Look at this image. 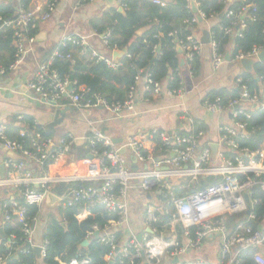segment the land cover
Masks as SVG:
<instances>
[{
  "label": "built area",
  "instance_id": "obj_1",
  "mask_svg": "<svg viewBox=\"0 0 264 264\" xmlns=\"http://www.w3.org/2000/svg\"><path fill=\"white\" fill-rule=\"evenodd\" d=\"M61 0H50L42 12L28 10L21 0L18 5L17 16L14 20L0 17V31L4 28L15 30L14 59L7 67L0 66V79L14 70L21 62L27 49L35 38L25 33L35 28L39 22L49 21ZM85 1V0H84ZM154 4L166 7L163 0H154ZM82 4L79 3L78 6ZM189 9L194 7L196 15L185 24L191 33L183 39H178L176 33L169 34L176 47H180L185 59L192 65L202 51V43L192 32L194 25L200 21L207 22V16L199 10L200 0H188ZM248 7L243 9L245 13ZM241 14V13H240ZM232 15L230 12L228 16ZM238 15H236L237 17ZM242 30L246 24L242 23ZM232 29L227 30L231 34ZM242 34H240V37ZM110 33L105 37L108 46ZM210 45L213 49V68L218 69L224 62L225 56L219 52L217 43L210 35ZM78 46L87 52L88 46L79 36L64 37L53 53L50 61L38 64L34 78L28 83L29 91L34 92L41 100L61 105L69 100L73 108L91 110L98 107L108 110L113 117L120 119L125 112H134L139 87L146 93L162 94L160 82L154 81L149 74L140 71L130 86L128 97L123 103H109L103 96L89 93L84 87L74 88L68 77H61L52 67L55 60L74 62L73 53L67 49L68 45ZM115 49V48H114ZM262 52L261 48H254L248 54L237 56L238 61L254 59ZM92 58L97 62L104 61L110 68L116 69L118 64L109 59H102L96 54ZM145 74V77L142 75ZM240 99H233L229 103L231 125L220 128L224 150L213 158L209 147L201 148L203 132L167 133L152 131L139 133L128 138L127 149L135 158L151 164L145 171L131 170L125 162L124 156L114 147L113 140L93 127V131L86 139L88 157L82 159L84 174L76 176L51 175L48 168L74 154L75 139L68 135V139L43 137V132L27 129L19 133V138L28 141L10 139L5 127L0 125V140L18 158L6 159L4 166L7 177L0 179L1 187H13L15 198L3 203V221L6 224L13 215L21 218V235H11L4 241L0 235V246L13 249L17 254H29L40 248V257L47 255L48 241L38 246L34 243L33 233L38 217H30L27 207L41 209L50 194H54L53 185L60 183H79L80 186L71 189L66 195L58 196L63 209L74 205L84 204L85 209L92 211L102 208L113 217L103 231L97 226L87 233L86 239H92L96 232L100 243L109 248L106 255L107 262H113L118 256L119 264H245V253L254 251L256 264H264V221L257 222L254 213L256 204L252 191L259 187L264 191V146L261 150L250 152L241 149L238 138H246L247 121L251 120L253 107L259 104V96L251 95L247 85L239 80ZM142 85L140 86V84ZM71 87V90L69 89ZM178 97L184 95L183 90H174ZM204 108L210 113H220L227 110L220 99L203 101ZM264 109V102L261 103ZM243 117L244 120L241 119ZM101 145V149L98 148ZM229 151L236 152V156H227ZM92 156V158H89ZM201 177L219 178L216 184L206 186L186 195L177 194L179 181L187 179L196 183ZM138 182V187L145 192L157 191L163 211L170 220L167 224L160 218L159 209L149 206L146 211L147 231L143 232L139 241L131 229L129 216V198L132 182ZM85 183H91L85 186ZM19 199V200H18ZM21 201L24 203L21 205ZM229 216H243L234 225L229 224ZM125 227L130 234L126 244H119V237L114 228ZM110 231V232H109ZM151 231V232H149ZM103 232V234H102ZM101 234V235H100ZM218 245L217 261L196 258L195 254L202 251L205 244ZM7 258L0 255V264ZM65 264H92L88 257L74 258Z\"/></svg>",
  "mask_w": 264,
  "mask_h": 264
},
{
  "label": "crops",
  "instance_id": "obj_2",
  "mask_svg": "<svg viewBox=\"0 0 264 264\" xmlns=\"http://www.w3.org/2000/svg\"><path fill=\"white\" fill-rule=\"evenodd\" d=\"M13 1L16 2V0H0V7ZM49 1L50 0H32L29 10L42 12L46 9V5ZM79 3L82 5L78 6ZM120 3L121 0H118L116 4L112 6L107 0L59 1L52 18L47 22L38 23V33L35 36V41L28 47L21 62L14 70H11L5 77L0 79V125L5 127L6 134L10 139L17 140L19 138V133L27 129L31 123L43 129L44 133L48 135L47 127L57 119L59 113L62 112L65 114L63 116L64 121L58 125L54 133L48 135V137H52L55 141H59L62 137L71 135L75 139V153L65 157L59 163L51 165L48 168V172L51 175L66 177L84 174V167L81 165V161L84 159L82 158L83 151L80 150V147L87 145L86 139L93 131L90 125L91 122H93V127L95 129L101 131L105 136L113 140L114 147L119 151L124 148L127 149L128 138L139 133L161 131L167 133L179 132L183 134L188 131L193 133L201 131L204 133L201 148L209 147L212 155L213 152L217 154L222 152L224 147L220 128L231 125L232 123L231 112L228 110L229 106L225 107L227 110L224 112L210 113L204 108L203 101L209 100L207 96L214 91L225 90L227 92H232L233 90H238L240 93L238 81L241 80L244 74L253 73L257 63H263L258 60L259 56L254 58V60H252L254 62L252 66L253 70L249 72L246 65L237 60L238 55L234 58L232 57L233 44H231L227 48L226 55L223 54L225 56V62L215 70L213 68L214 51L212 46L210 43L207 45L202 43L204 32L208 31L210 37V29L218 23L217 20L211 19L207 22L200 21V26L192 30L203 45L201 54L193 64L189 65L183 51L182 53L178 52L180 54V67L176 69V72L180 79V86L176 90L180 89L185 92L182 97L175 95L173 93L174 90L168 89L165 83H161L163 91L160 95L146 93L142 90V87H139L135 111L133 113L125 112L124 117L117 119L113 117L108 110L102 107L91 110H79L73 108L69 100H67L68 103H61L59 106H54L51 103L41 100L34 92L29 91L28 83L34 78L38 64L52 59L55 49L64 37L79 36L85 40L88 46L87 52L83 53L80 47L70 45L71 48L68 50L73 53L75 60L91 66L94 63H98L92 58V54L94 53L102 59H109L113 63L118 64L120 60H115L114 53L125 49H111L105 43V37L107 34L111 33V31L106 29L104 34H99L95 27L98 29L107 27L108 24L104 20L101 21L102 17L106 13H111L113 8L120 12L119 10L122 8ZM193 9L194 7H192V10ZM17 10L18 8L16 9L15 17L17 16ZM120 13L124 14V11ZM194 13L196 14V12ZM230 13L232 14L230 16H233V13ZM228 14L229 12H227V16ZM240 15H242V13H239L237 17ZM236 25L237 23H234L233 27L228 28L232 29L230 35L227 34L228 29L225 30V34L231 37H240L242 33L241 31H235ZM241 25L240 29L242 30ZM149 30L150 26L140 28L137 31V35L143 36ZM14 45L15 42H13V47ZM9 56L10 53L8 52H0V66L9 59ZM141 85L142 83L140 86ZM254 94L259 96V104L256 105L255 108L253 107V113L255 109L264 110L260 107L261 103L264 102V84L260 86L259 92ZM238 99H240V97ZM123 156L131 170L145 171L147 168L151 167V164L135 158L129 149H127V153ZM86 157H88V155ZM8 158L15 159L18 158V156L11 152L7 145L0 140V179H2V177H7V169L4 163ZM179 183L181 186L177 188V194L181 196L188 194L190 181L183 179L179 181ZM138 184L139 183L136 181L132 182L129 198L131 229L137 237L147 231L145 222L146 211L149 206L152 205L159 209V215L164 224H167L170 220V217L163 212L165 209H163L164 206L162 207V203L160 202V194L157 191L145 192L138 187ZM192 191L193 190L190 192ZM53 192V195L57 197L58 201H46L41 209H39L38 223L33 233L34 243L37 247L43 245L46 240V228L50 219L53 218L59 223L65 222L64 210L58 197L62 194H57L55 191ZM15 195L16 191L13 187H1L0 210L3 203L11 201V199L15 198ZM90 215L91 211L85 210L82 214L77 216V219L81 222ZM166 217L169 218L168 221H164ZM2 221L3 217L1 216L0 229L5 225ZM113 230L119 237V244L121 246L128 242L130 234L125 227L114 228L112 231ZM3 235L1 234V236ZM86 240L90 243L91 238ZM12 257L15 258V256ZM12 257L6 260L4 264H8L11 259H14ZM195 257L208 260L212 263L216 262L218 258V245L215 243L205 244L202 251L195 254ZM37 258L38 261L36 264H44L43 258L38 255ZM56 261L59 264L66 263L59 258H57ZM105 261H107L106 258Z\"/></svg>",
  "mask_w": 264,
  "mask_h": 264
},
{
  "label": "trees",
  "instance_id": "obj_3",
  "mask_svg": "<svg viewBox=\"0 0 264 264\" xmlns=\"http://www.w3.org/2000/svg\"><path fill=\"white\" fill-rule=\"evenodd\" d=\"M166 7H160L154 4V0H121L123 13L115 8L111 13H106L101 21H105L108 26L103 29L96 28L99 34H104L106 29L111 31L108 40V46L120 50L127 49V53L120 59L116 69L110 68L104 61L85 65L81 61L55 60L52 67L56 69L61 77H68L72 83H76L74 88L82 87L88 90L87 97L97 93L103 96L109 103H123L129 92V88L134 83L135 76L144 71L151 78L160 83L167 84L168 89L176 90L180 86V79L176 69L180 67V54L176 45L173 43L169 34L176 33L178 39H183L191 33L189 27L185 24L186 20L192 19L196 14L192 8H188V0H163ZM26 9H30L32 0H21ZM16 4V5H15ZM18 5L15 1L8 2L0 7V17L5 20H14ZM248 7L245 13L243 9ZM201 10L208 20H217L210 31L214 41L218 44L220 53L226 55L227 48L233 44L232 57L239 54H248L254 48L258 47L264 52V0H200ZM227 12H232L233 16L228 17ZM242 13L239 17H236ZM100 21V22H101ZM235 26V31H241L242 37H231L225 34V30ZM241 23L246 24V28L241 30ZM150 26V30L143 36H138L137 31L140 28ZM194 25L193 28L199 27ZM38 23L35 28L29 29L25 34L28 37H34L38 33ZM192 28V30H193ZM15 40V30L13 28H4L0 31V52L10 53L9 59L1 66H9L14 59L15 50L13 42ZM70 44L67 49H70ZM173 78V79H171ZM242 84L247 85L251 94L259 92L260 86L264 84V62L257 63L253 73L244 74L241 78ZM240 93L238 90L227 92L225 90L211 92L207 99H220L222 105L227 107L231 100L238 99ZM62 103H68L64 100ZM242 120L243 117H241ZM247 137L238 138L237 142L241 149H247L250 152L259 151L264 143V110L255 109L251 120L247 121ZM30 130L43 132V137H48L44 130L34 123L29 125ZM91 134V133H90ZM63 138L68 139V135ZM28 141L18 138L17 141ZM101 149V145H98ZM83 151L82 158L88 155V146L80 147ZM236 152L229 151L227 156L233 158ZM219 178L201 177L198 182L191 184V190H197L216 184ZM85 186L91 183H85ZM79 183H60L53 185V191L57 194L66 195L71 189L79 187ZM188 192V191H186ZM188 192V193H189ZM253 199L256 204L254 213L257 216V222L264 221V191L256 187L252 191ZM19 200V199H18ZM6 203V202H5ZM24 204L21 201V205ZM64 223H59L55 219H50L46 228V240L48 241L47 255L43 260L44 264H59L56 259L68 263L74 258L88 257L92 264H119L118 256L113 262L105 261L109 248L104 246L97 238L90 240L87 247H82L87 238V233L94 226L99 230L113 220L102 208H96L91 211V215L83 221H79L77 216L86 209L84 204L74 205L63 209ZM30 217H38L40 210L36 207H27ZM3 217V205L0 210V217ZM168 217L164 221H168ZM243 216H229V224L234 225ZM21 218L13 215L11 220L3 226L4 241H7L11 235L19 237L21 235ZM1 230V229H0ZM1 235V232H0ZM0 255L9 260L8 264H36L38 261L35 250L29 254H17L13 249L0 246ZM255 252L245 253V264H256L254 259ZM129 264V263H126Z\"/></svg>",
  "mask_w": 264,
  "mask_h": 264
},
{
  "label": "water",
  "instance_id": "obj_4",
  "mask_svg": "<svg viewBox=\"0 0 264 264\" xmlns=\"http://www.w3.org/2000/svg\"><path fill=\"white\" fill-rule=\"evenodd\" d=\"M10 1H11V0H10ZM107 1H108L112 6H114L118 0H107ZM119 11H120V12H123V9L120 8ZM193 11L196 12L197 10L194 8ZM202 43L205 44V45H207V44L210 43V37H209V32H208V31L204 32L203 39H202ZM177 48H178V49H177L178 52H179V53H182V49H181L180 47H177ZM125 53H127V50H126V49L123 50V51H117V52H115V53H114V58H115V60H116V61L120 60V59L125 55ZM252 60H254V59H246V60H242V61H241L242 64L246 65V68H247V70H248L249 72H252V70H253L252 66H253L254 62H253ZM258 60H259L260 62H264V52H262V53L259 55ZM142 77H145V74H143ZM69 89L71 90V87H70ZM53 105H54V104H53ZM54 106H55V105H54ZM64 115H65V114L62 113V112L59 113V116H60V117L58 116L57 119H56V120H55L50 126L47 127V132H48L47 134H48V135L53 134L55 128H56L58 125H60V124L64 121V118H63ZM119 152L121 153V155H125V154L127 153V149H126V148L121 149ZM216 157H217V153H216V152H213V158L216 159ZM89 158H92V156H89ZM2 179H3V177H2ZM46 201H47V202H57L58 199H57V197H55L53 194H50V195L48 196V198H47ZM0 232H1L2 235L4 234L2 229L0 230ZM149 232H151V231H149ZM94 237H95V238H98V237H99V232H96L95 235H94ZM138 240H139V241L142 240V235H139ZM88 245H89V241H88V240L84 241L83 244H82L83 247H86V246H88ZM35 251H36L37 255L40 256V248H36ZM12 258H14V257H12Z\"/></svg>",
  "mask_w": 264,
  "mask_h": 264
}]
</instances>
